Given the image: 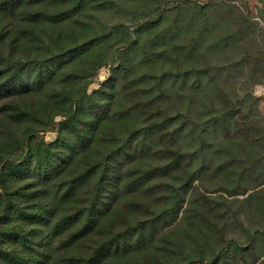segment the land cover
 Listing matches in <instances>:
<instances>
[{
	"label": "trees",
	"instance_id": "1",
	"mask_svg": "<svg viewBox=\"0 0 264 264\" xmlns=\"http://www.w3.org/2000/svg\"><path fill=\"white\" fill-rule=\"evenodd\" d=\"M257 85L264 0H0V264H264Z\"/></svg>",
	"mask_w": 264,
	"mask_h": 264
},
{
	"label": "rangeland",
	"instance_id": "2",
	"mask_svg": "<svg viewBox=\"0 0 264 264\" xmlns=\"http://www.w3.org/2000/svg\"><path fill=\"white\" fill-rule=\"evenodd\" d=\"M207 1V0H203ZM251 12L256 15L261 6V0H248ZM109 68L102 69L96 77V83L90 87V91H93L99 87V83L107 79L109 75ZM254 93L259 99L260 112L264 114V85H257L254 87ZM47 140H54L56 135L52 132L46 134Z\"/></svg>",
	"mask_w": 264,
	"mask_h": 264
}]
</instances>
